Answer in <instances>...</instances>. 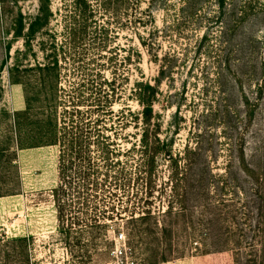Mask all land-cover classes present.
<instances>
[{"label":"trees","instance_id":"1","mask_svg":"<svg viewBox=\"0 0 264 264\" xmlns=\"http://www.w3.org/2000/svg\"><path fill=\"white\" fill-rule=\"evenodd\" d=\"M36 1V15L26 18L19 11L15 17L12 34L14 39L22 40V49L16 50L11 57L8 44L3 65L7 64L8 59L13 60L7 70L8 77L12 84L22 87L25 100L24 110L13 115L16 149L55 146L59 150L58 185L53 190V196L58 231L68 255L82 264L93 263L102 254L113 255V244L106 233L107 224L104 220H107L123 223L125 234L118 231L117 236L122 239L125 236V249L138 263L158 264L168 261L166 255L180 250L173 252L167 241L164 243L168 247L161 249L158 239L155 244L151 239L156 237L157 232L167 236L181 229L191 250L198 251L203 241H213L219 243L222 249L231 245L237 257L242 258L239 252L242 245H246L244 249H247L246 255H250V264H264V137L256 142V148L250 152V156L245 154L242 139L236 141L228 151V159L219 173L213 172L199 134L194 136L193 145L189 144L182 152L174 153L170 140L160 138V124L154 122V104L161 94V84L164 80L172 79L177 57L173 53L160 57L149 49L151 58L159 66L158 78L153 83L144 81V78L135 81L130 91L141 107L140 113L123 110L116 116L113 112L115 81H108L99 75L92 78L91 82L83 80L66 90L61 82L59 57L65 53L68 28L65 26L61 34L64 42L58 43L57 34L49 28L50 20L54 17L50 0ZM178 1V11L183 16L181 22L185 20L187 25L193 27L201 20V12L205 8L211 6L216 9L211 20L221 27L217 46L225 52L229 49V43L232 47L231 51L216 59L215 65L220 72L223 71L222 66L229 68L228 56H236L246 46L250 48L249 32L247 40L240 43L232 40L233 37L235 41V33L239 28L247 29L250 15H262L264 20V2L258 5L253 0ZM138 2L72 0V10L64 6V12H68V18L73 19L75 28L72 35L79 40L77 43L89 38L102 44L108 28L106 24H98L97 16L105 17L107 13L116 15L118 9L128 10L138 5ZM157 3L159 1L150 0L149 5L157 6ZM65 18L66 14L63 15ZM141 22L135 14L133 23ZM175 28L177 31L180 25L177 23ZM229 31L231 37L226 38ZM209 35V31L204 32L198 40L197 55L200 56L203 47L209 43ZM241 37H244V33ZM253 41L257 43V52L252 55H261L260 62L255 63L259 65L260 71L251 86L255 89L253 98L248 100L243 96L241 107L244 109V118L250 119V124L259 113L263 133L264 34L261 39L258 37ZM141 45L146 47L147 42L142 40ZM148 45L153 48L151 44ZM213 48L208 47L206 53L210 55ZM38 54L41 55V62ZM136 55L140 57L139 53ZM131 59L132 56H127L128 61ZM234 62L238 63V60L234 59ZM131 124L140 127V140L138 145L132 144L124 149L116 139L119 132L126 131ZM246 159L250 163H246ZM162 162L167 169V176L163 180L172 201L165 210L156 213L149 208L148 201L158 177V163ZM189 198L197 201L199 208L212 211L210 216L195 221L187 217L185 209ZM251 206L255 213L250 224L249 241L244 228L247 227L246 221L250 215L247 213ZM231 208H235L234 212H226ZM221 209H225V212H217ZM158 218H165L162 225ZM203 229L204 235L201 234ZM8 241L9 245H5L6 249H0V254L8 258L11 254L15 263H21V258L25 264H29L31 237ZM119 253L124 255L125 251L120 250Z\"/></svg>","mask_w":264,"mask_h":264},{"label":"rangeland","instance_id":"2","mask_svg":"<svg viewBox=\"0 0 264 264\" xmlns=\"http://www.w3.org/2000/svg\"><path fill=\"white\" fill-rule=\"evenodd\" d=\"M157 1L158 7L150 6V0H139L138 5L128 10L118 9L116 15L107 13L105 17L97 16L98 24H106L108 28L107 36L101 44L89 38L77 43L79 40L72 35L75 28L73 19L68 18V12H64V6L67 10H72V0H50L54 17L50 20L49 28L57 34L58 43L64 42V36L61 34L65 31V26L68 28L65 53L59 57L62 86L69 90L72 84H80L83 80L86 83L91 82V79L98 75L108 81L113 80L116 92L113 112L116 116L123 110L137 114L140 113L141 107L137 99L130 95L134 82L144 78V81L153 83L158 78L159 66L151 58L152 54L160 57L166 53L175 54L177 57L172 79L162 82L161 94L158 102L154 104V122L161 126L160 138L170 140L173 152L178 153L182 152L185 146L193 145L194 136L199 134L201 144L212 163L213 172H222L228 159V151L236 141L242 139L245 154L250 156V152L256 148V142L264 137L259 113L250 124V119L247 120L246 116L244 118V109L241 107L243 96L248 100L253 98L255 89L251 86L260 71L259 65L255 63L260 62L261 55L252 54L257 52V43L253 40L258 37L261 39L264 34L263 16L250 15L247 29L239 28L235 33L236 39L234 41L232 37V40L238 43L247 40L250 33V48L244 47L236 56L230 53L232 55L228 56L229 68L222 66L223 71L220 72L215 65L216 59L231 51L232 47L229 43V49L225 52L217 46L221 27L211 20L216 9L211 6L205 8L201 12V20L193 27L191 24L187 25L185 20L181 22L183 16L178 11V0ZM253 2L259 5L264 0ZM37 9L36 0H0V249H6L5 245H9L8 240L12 238L31 237L28 249L29 264H82L80 260L77 261L68 255L58 231L53 196V190L58 185V148L46 146L20 150L16 149L14 143L13 115L24 110L25 100L22 87L12 84L8 77L7 70L13 60L10 58L7 64L3 65L5 48L10 44L11 57L16 50L22 49V40L14 39L12 34L13 21L19 11L29 18L36 15ZM64 14L67 16L65 19ZM131 14H136L142 20L141 24H134V16H130ZM177 23L180 28L175 31ZM208 31L209 43H206L199 56L196 54L197 42L204 32ZM229 36L231 37V31L225 35L226 38ZM142 40L147 42L146 47L141 45ZM208 47H215L210 55L206 53ZM258 50H261L260 44ZM137 53L140 57H137ZM129 55L132 56L130 61L127 60ZM38 59L41 62L40 54ZM234 59H237L238 63H235ZM140 133V127L131 124L126 131L119 132L117 143L124 149L132 144L138 145ZM246 163H250V160L246 159ZM158 165V177L148 201L149 208L156 213L165 210L172 201L166 190L168 186L163 180V177L167 176V169L163 162ZM190 198L187 203L189 209L185 204L187 217L195 221L210 216L212 211L199 208L197 201ZM234 210L235 208H231L226 212ZM252 211L251 206L250 212L247 213L250 214L246 221L247 227L244 228L249 241L250 224L255 213ZM217 212H225V209ZM158 220L162 225L165 218ZM104 221L114 254H102L93 263L86 264H142L133 259L129 250L125 249V236L124 239L117 236L118 231L125 234L123 223ZM203 232L204 229L201 234ZM174 233L165 236L157 232L156 237L151 239L155 244L157 238L161 249L168 247L164 243L167 241L173 252L180 250L173 253L174 255H166L168 261L158 264H250V255H246L247 249H244L246 245H242L239 252L242 258L237 257L231 245L222 249L219 243L213 241H203L199 250L194 251L184 239L181 229ZM120 250H124L125 254L120 255ZM8 253L10 254V251ZM20 261L21 263H15L11 254L9 258L0 254V264H25L23 259L20 258Z\"/></svg>","mask_w":264,"mask_h":264}]
</instances>
